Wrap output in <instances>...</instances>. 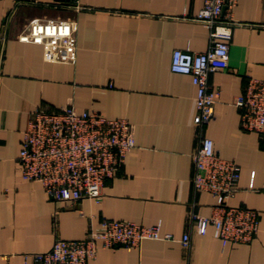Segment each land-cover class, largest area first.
I'll use <instances>...</instances> for the list:
<instances>
[{"label":"crops","instance_id":"obj_1","mask_svg":"<svg viewBox=\"0 0 264 264\" xmlns=\"http://www.w3.org/2000/svg\"><path fill=\"white\" fill-rule=\"evenodd\" d=\"M202 4L0 0V264H23L24 254L48 250L57 237L81 239L103 217L155 224L176 239L99 247L85 264H264V135L244 130L232 103L250 77H264V0H235L225 8L237 22L228 67L209 73L219 96L213 119L198 126L196 87L170 63L176 48L209 47L208 27L195 19ZM33 19L74 24V61H47L42 44L19 40ZM65 105L122 117L132 126L135 146L97 202L54 201L38 182L20 177L17 158L30 112ZM200 135L240 167L238 190L227 203L258 210L259 229L250 242L222 246L211 226L202 234L191 220L192 213L208 215L221 203L193 188L191 154ZM184 234L188 246L179 241Z\"/></svg>","mask_w":264,"mask_h":264},{"label":"built area","instance_id":"obj_2","mask_svg":"<svg viewBox=\"0 0 264 264\" xmlns=\"http://www.w3.org/2000/svg\"><path fill=\"white\" fill-rule=\"evenodd\" d=\"M235 0H203L196 20L209 30V47L201 52L176 48L171 55L173 72L187 74L196 87V114L193 121L202 126L214 117L219 90L208 83V75L228 67L229 41L234 19L224 15ZM226 18H225V17ZM19 40L44 46V58L52 62L75 59L74 24L62 19H33ZM232 103L240 110L244 130L264 135V77H250ZM135 146L130 122L122 117H107L95 110L78 111L72 105L58 109L34 108L22 133L18 154L20 177L38 182L48 198L76 203L83 198L99 201L106 180L115 176L129 151ZM195 190L221 199L208 215L191 214L202 234L211 226L222 246L250 242L259 229L258 210L245 205H230L227 200L238 190L240 167L223 158L213 140L200 135L191 154ZM175 240L158 225H143L130 220L101 218L98 226L88 227L81 239L55 238L48 250L24 254L23 264H85L99 247H137L144 240ZM179 241L188 246L189 236ZM13 264V263H8Z\"/></svg>","mask_w":264,"mask_h":264}]
</instances>
